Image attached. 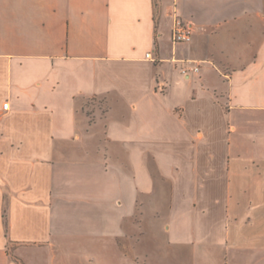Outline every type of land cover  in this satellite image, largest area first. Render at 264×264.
Listing matches in <instances>:
<instances>
[{
	"label": "crops",
	"instance_id": "1",
	"mask_svg": "<svg viewBox=\"0 0 264 264\" xmlns=\"http://www.w3.org/2000/svg\"><path fill=\"white\" fill-rule=\"evenodd\" d=\"M0 113V264H264V0H0Z\"/></svg>",
	"mask_w": 264,
	"mask_h": 264
},
{
	"label": "built area",
	"instance_id": "2",
	"mask_svg": "<svg viewBox=\"0 0 264 264\" xmlns=\"http://www.w3.org/2000/svg\"><path fill=\"white\" fill-rule=\"evenodd\" d=\"M171 39L173 43L178 42H189L192 39L191 35V27L188 23L179 16H175V19L172 24L171 28ZM146 56H150V54H146ZM184 65L181 67L182 74H188L189 72H198L199 71V64L195 61L186 60L183 62ZM2 110L7 111L9 110V103L6 101L2 104ZM2 113H0L1 119Z\"/></svg>",
	"mask_w": 264,
	"mask_h": 264
},
{
	"label": "rangeland",
	"instance_id": "3",
	"mask_svg": "<svg viewBox=\"0 0 264 264\" xmlns=\"http://www.w3.org/2000/svg\"><path fill=\"white\" fill-rule=\"evenodd\" d=\"M195 264H233L230 257L224 255L222 261H211L208 257L207 258H203L201 261L196 262ZM251 264H254L253 262H251Z\"/></svg>",
	"mask_w": 264,
	"mask_h": 264
}]
</instances>
